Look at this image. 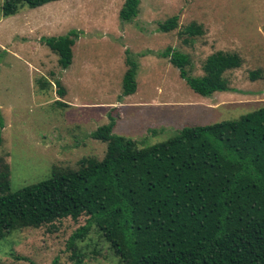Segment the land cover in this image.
<instances>
[{
    "label": "rangeland",
    "instance_id": "obj_1",
    "mask_svg": "<svg viewBox=\"0 0 264 264\" xmlns=\"http://www.w3.org/2000/svg\"><path fill=\"white\" fill-rule=\"evenodd\" d=\"M124 0H54L7 17L0 0V172L9 191L46 179L52 167H78L102 158L105 143L90 137L114 117L112 133L150 145L183 127L233 120L264 105V0H139L137 14L118 18ZM176 16V26L158 25ZM200 35H185L184 26ZM74 31L70 64L62 69L43 38ZM188 55V75L200 76L205 57L236 53L224 73L227 90L201 96L161 55ZM128 56L136 62L135 91L121 95ZM254 75L251 78V75ZM61 102L62 105L58 102ZM85 216L22 228L0 241V264H120L94 227L67 247Z\"/></svg>",
    "mask_w": 264,
    "mask_h": 264
},
{
    "label": "trees",
    "instance_id": "obj_2",
    "mask_svg": "<svg viewBox=\"0 0 264 264\" xmlns=\"http://www.w3.org/2000/svg\"><path fill=\"white\" fill-rule=\"evenodd\" d=\"M50 1L2 0L1 15ZM138 3L124 0L119 20L130 21ZM175 26L171 16L158 28L165 32ZM182 33L202 30L190 22ZM75 35L43 38L62 69L70 64ZM161 55L201 96L227 90L225 71L240 65L236 53L215 51L203 60L202 74L191 76L185 70L187 54L166 48ZM124 63L123 96L136 86V62L126 56ZM107 117L90 133L105 143L100 159L80 158L76 169L52 167L46 179L14 192L3 166L0 241L22 228L83 215L84 224L67 240L74 255L76 242L94 227L120 264H264V105L233 120L183 127L150 145L112 133L114 117Z\"/></svg>",
    "mask_w": 264,
    "mask_h": 264
}]
</instances>
